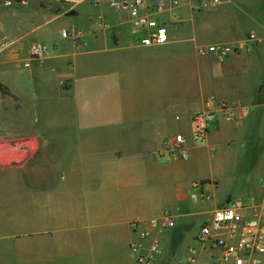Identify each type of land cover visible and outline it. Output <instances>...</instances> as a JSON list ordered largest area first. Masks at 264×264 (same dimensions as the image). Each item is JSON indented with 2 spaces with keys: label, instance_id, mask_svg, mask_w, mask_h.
Here are the masks:
<instances>
[{
  "label": "crops",
  "instance_id": "0c3cea01",
  "mask_svg": "<svg viewBox=\"0 0 264 264\" xmlns=\"http://www.w3.org/2000/svg\"><path fill=\"white\" fill-rule=\"evenodd\" d=\"M75 1L70 16L89 12L90 23L92 16L100 21L99 28L91 24L86 48L78 23L71 22L69 32L81 36L72 38L74 51L47 48L38 56L24 55V38L46 21H63V14L35 10L26 26L21 3L2 7L11 19H0V73L16 97L1 98L0 104L15 106L17 121L31 113L38 122L49 103L55 129L1 134L16 137L31 154L0 167V264H138L130 223H146L165 211L175 220L207 215L225 202L211 201L218 185L213 150L222 161L236 157L244 142L264 150L260 44L223 61L198 52L200 45L252 30L264 36V0H224L210 8H200V0H180L160 14L169 41L154 46L141 43L145 33L130 12L96 0ZM156 4L147 0L139 11ZM79 54L96 63L95 70L86 68L96 73L88 82L75 71L72 58ZM211 95L238 101L236 116L221 118L208 140L195 144L191 116L206 108ZM3 110L8 120L11 112ZM178 132L188 138V158L157 157L162 143ZM190 227L183 224L182 230ZM161 234L157 264H184L171 238Z\"/></svg>",
  "mask_w": 264,
  "mask_h": 264
},
{
  "label": "built area",
  "instance_id": "2783aa9c",
  "mask_svg": "<svg viewBox=\"0 0 264 264\" xmlns=\"http://www.w3.org/2000/svg\"><path fill=\"white\" fill-rule=\"evenodd\" d=\"M147 0H96L105 2L111 8L130 12L135 24L144 31L141 43L146 46L162 45L170 39L167 21L160 14L180 0H157L155 7L146 6L141 14L139 6H145ZM224 0H200V8H210L221 4ZM62 35L80 40L76 30L70 33L67 29ZM260 44L264 53V36L250 31L247 36L207 45H200V54H214L219 61L228 55L246 50L253 43ZM80 46L79 41L76 43ZM47 47L41 42L30 46L34 56L42 55ZM238 101L218 99L211 95L206 101V108L195 112L190 120V133L195 144L205 143L217 122L221 119H233L236 116ZM179 118V116L177 117ZM157 157L164 159L188 158V138L183 132L175 133L165 140L157 150ZM263 195L259 202L245 203L240 199L229 198L222 205L210 211L205 217L195 236L196 243L189 247L184 264H198L203 257H209V264H254L259 263V255L264 254V178L262 181ZM209 199V195L204 197ZM175 216L165 211L160 217L150 221H134L130 226L137 238L130 243L131 250L136 253L138 264H157V258L163 254L160 233L173 228Z\"/></svg>",
  "mask_w": 264,
  "mask_h": 264
},
{
  "label": "rangeland",
  "instance_id": "374dc122",
  "mask_svg": "<svg viewBox=\"0 0 264 264\" xmlns=\"http://www.w3.org/2000/svg\"><path fill=\"white\" fill-rule=\"evenodd\" d=\"M70 1L72 2L66 0H0V19L1 16L3 18H9V20L11 19L10 10L8 12H4L2 9V7L6 6L4 3L10 6L14 5V7L15 5L21 7L20 4H17V2L21 3L22 8L20 9V12L24 13L26 26L31 24L30 19L35 10H40L42 14L46 12L49 14H54L56 12L61 13L65 17L63 21H46L42 29H35L30 32L26 38H24V55H31L30 46L34 42H42L48 48V52L53 51L56 47L64 53H69L75 49L72 39L73 37L63 36V27L71 32V22L72 24L74 22L78 23V28H80L83 32V37L81 38L84 44L83 48H86V44H88L87 35L89 28H91V24L94 23L96 27H100V21L98 18L96 19L92 16V23L87 20L89 12H82L79 17L77 15L70 16L68 12L73 10L71 7L75 5L76 2L75 0ZM66 15L69 16L66 17ZM75 46L77 49H80L78 45ZM72 59L75 71H78L76 73L80 79L81 77H84V79L87 78L88 82L91 77L96 76V73L93 72L91 75L86 69L90 65L93 66L95 70L96 63H89V60H86V58L80 54ZM2 80L3 75L0 73V103L1 98L6 99L7 97H16V90L2 85ZM43 92V90L38 91V95L45 97ZM70 98L72 99V97ZM42 102L43 101L40 103L42 104ZM47 106L48 110H46V113H40L39 115H42V117L39 120L38 116L37 120L39 121L35 122L33 119L34 115L31 113L28 114L30 116L26 115L24 119H22L23 117L21 116L20 121H17V115L13 111L15 106L6 107L1 106L0 104V167L17 164L19 161L26 159L31 154V149L28 148L27 150H24L22 146L17 145L18 139L16 137H6L1 134L8 133L9 135H22L55 129V126L49 122V103H47ZM43 107V104L42 106H39L41 110ZM4 108L10 110L11 112L7 115L8 120L6 119L5 114H1V110ZM245 143L246 142H244L243 147L240 148V153L237 154L236 157L226 159L225 161H222L220 156L217 155L216 148L213 150V161L216 166V180L218 185L215 195L212 197L211 201L214 198L223 199L224 201H227L229 198L240 199L245 203H256L261 200L263 195L262 181L264 178V150L260 147H251V144L245 145ZM205 216L206 214H201L196 216L194 219H176L174 227L166 229L161 234L166 240L168 237L171 238V243L173 244L172 250L176 249L178 251L177 261L183 262L186 260L188 249L196 243L195 236L205 220ZM183 224L191 225L190 229L187 231L182 230ZM258 257L260 258V262L254 264H264V254L259 255ZM209 261V257H203L198 264H209Z\"/></svg>",
  "mask_w": 264,
  "mask_h": 264
}]
</instances>
